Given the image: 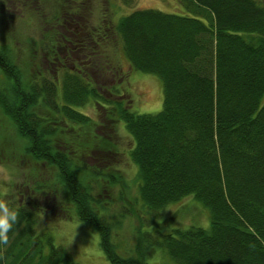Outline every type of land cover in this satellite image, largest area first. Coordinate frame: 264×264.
Wrapping results in <instances>:
<instances>
[{"label": "trees", "instance_id": "1", "mask_svg": "<svg viewBox=\"0 0 264 264\" xmlns=\"http://www.w3.org/2000/svg\"><path fill=\"white\" fill-rule=\"evenodd\" d=\"M26 1L1 0L0 23L9 21L4 7ZM177 1L182 15L136 10L115 27L132 69L163 83L157 114H137L122 102L112 109L102 104L99 89L66 64L73 52H85L103 76L101 46L60 33L59 15H52L40 44L25 39L17 47L0 38V158L22 153L52 176L44 182L34 177L28 200L6 206L16 220L0 235V264H77L50 232H38L39 202L74 211L99 234L111 264H151L156 252L172 264H264V4ZM80 19L63 16L62 26L82 29ZM93 101L108 130L122 124L135 143L130 156L145 218L130 256L113 241L118 222L111 214L112 195L117 187L126 190L127 181L104 161L117 154L105 136L110 132L99 134V124L81 111ZM186 197L208 210L210 227L163 231L157 222L163 212Z\"/></svg>", "mask_w": 264, "mask_h": 264}, {"label": "rangeland", "instance_id": "2", "mask_svg": "<svg viewBox=\"0 0 264 264\" xmlns=\"http://www.w3.org/2000/svg\"><path fill=\"white\" fill-rule=\"evenodd\" d=\"M68 1L70 2L61 3L62 1L57 2V0L36 2L30 0L26 1L24 5L16 6L14 4L9 6L10 11L4 7L9 12V21L7 26L0 23V38H10L9 41L13 43V46L18 42L20 46L17 45V47H21L25 39L37 40V43L40 44L39 42L47 33L46 30L50 19L52 20V15L56 14L61 16L59 25H61L63 31L60 30V33L66 35L71 32V37L73 34V36L80 39L81 30H75L77 24L70 28L67 25L62 26V17H68L70 14L81 17L80 25L88 27V32L83 31L88 35V37H85L87 38L86 41L91 44V47L94 46L95 48L98 45L93 40L101 46L100 61L104 74L103 76H100L101 72L95 74L92 66H90L93 61L90 58L93 55H86L85 52H73L75 55L67 61V68L73 71H76L77 68L81 70L87 77L88 82L98 88L103 98L111 104L102 101V104L109 107V109L115 108V103L122 102L124 106L129 107L131 111L137 114H157L161 112L164 104L162 81L156 76L135 72L132 69L123 51L122 44L119 42V35H116L115 27L123 17L136 10L155 9L169 14L182 15L184 9L178 1ZM258 1L264 4V0ZM70 5L73 8L69 11L67 9ZM6 13L1 15L5 19ZM61 47L66 48L65 44H62ZM23 48L27 50L29 43H26ZM115 69L121 70L116 77L113 76L116 75ZM109 92H112V94ZM117 94L120 98L116 97ZM81 111L99 124V134L102 130L110 132L109 135H104L112 144L116 145L117 154L105 157L104 161L105 159L109 160L108 164H115L116 169L121 171L127 181V189L117 187L112 195V206L114 207L111 214L115 216V221L118 222L113 241L118 245L120 254L130 256L139 238L140 218H145L138 198V168L132 162L130 156L135 143L122 124L119 125L116 131L112 130L111 132L108 130L111 129L110 122L102 109L99 108L98 111L95 101L88 104ZM5 136L7 138L14 137L17 140L13 131H5ZM34 177L38 178L40 182H44L45 178L47 180L52 178L44 164L36 163L35 160L22 153L19 156L13 154L12 156L6 155L0 158V216L4 215V207H9L14 202L22 204L28 200L25 191L31 190V182L35 180ZM38 205H41L40 208H44L43 211L39 212L41 218L39 217L38 232L42 234L50 232L55 238V243L64 247L74 257L77 264H111L101 248L99 234L88 225L80 222L76 216L74 217V211H71L70 214H64L52 203L46 202L44 205L39 202ZM122 215L124 216L122 217ZM157 222L162 225V230L166 232H170L175 228L188 230L193 227H210L208 210L192 197H186L178 203L171 204ZM151 231H153V228H151ZM150 262L151 264H172L161 252H156Z\"/></svg>", "mask_w": 264, "mask_h": 264}, {"label": "clouds", "instance_id": "3", "mask_svg": "<svg viewBox=\"0 0 264 264\" xmlns=\"http://www.w3.org/2000/svg\"><path fill=\"white\" fill-rule=\"evenodd\" d=\"M16 214L14 212L10 213L6 207H4V215L0 216V235H4L12 227L11 222H15Z\"/></svg>", "mask_w": 264, "mask_h": 264}, {"label": "flooded vegetation", "instance_id": "4", "mask_svg": "<svg viewBox=\"0 0 264 264\" xmlns=\"http://www.w3.org/2000/svg\"><path fill=\"white\" fill-rule=\"evenodd\" d=\"M83 35H85V34H83ZM65 55H68V54H65Z\"/></svg>", "mask_w": 264, "mask_h": 264}]
</instances>
